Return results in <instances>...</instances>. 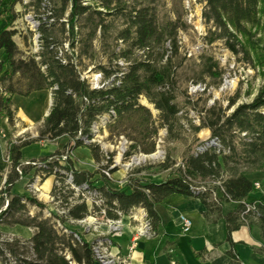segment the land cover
<instances>
[{
	"label": "trees",
	"instance_id": "obj_1",
	"mask_svg": "<svg viewBox=\"0 0 264 264\" xmlns=\"http://www.w3.org/2000/svg\"><path fill=\"white\" fill-rule=\"evenodd\" d=\"M63 1L64 8L69 9L66 21H62V8L58 15L54 11V17L60 19L61 23L57 22L50 28H39L42 47L38 60L20 58V52L12 41L14 32L9 31L7 25L0 27V57L3 58L0 62V85L8 84L3 91L0 90V114L12 122L11 97L14 94L28 96L32 92L53 89L52 106L37 141L66 137L74 142L73 149L86 147L96 163L100 161L98 149L92 145L85 146L84 138L89 140L92 127L110 116L111 111L115 116L113 123L106 125L110 130L124 126L126 130L137 133L133 142H148L151 137V133H148L150 112L139 105V97H144L158 111L160 126L171 135L173 127L179 123L180 112L176 72L183 59L179 58L176 40L178 23L160 24L155 9L150 2L144 4L143 0H139L141 5L137 4L128 11H124L125 7L120 5L121 0H99L96 7L86 4L87 0ZM8 2L12 7L14 2ZM6 6L7 2L0 3V16L4 14ZM114 12L123 17L125 26L114 40L128 43V48L117 53V43L110 46L111 65L98 69L102 82L109 83L113 75L121 72L117 61H125L128 65L123 75L115 77L109 86L91 90L86 81L80 80L75 63L86 52L83 50L76 54L75 46L82 42L90 47L97 31L104 39L108 31L104 17ZM202 17L213 29L208 30L205 43L212 45L221 42L232 55L240 56V62L249 65L264 79V0H205ZM82 30H86L87 34L79 40ZM64 35L72 52L59 56L58 53L64 51L60 50L63 45L58 41V36ZM166 43L168 47L164 48ZM154 46L162 47L157 60L153 59ZM198 67L199 73L193 83L203 81L205 76L213 81L221 77L217 62L208 54L200 55ZM15 76L25 81L23 92H17L11 85ZM236 102L237 97L230 98L224 110L213 106L205 109L203 115L201 113L200 125L194 131L206 129L209 140L200 145V151L185 154L179 166L159 183H142L129 178L124 188L118 190H112L106 184L95 187L89 182L90 174L77 172L69 162L61 166L46 161L49 156L40 158L44 161L45 170H59L54 176L60 183L66 181L64 173H71L73 185L87 184L90 194L94 193L92 198L100 202L99 207L92 206V211L85 203L73 204L62 217H56L53 213L45 217L43 211L46 205L26 194L9 193L19 180L15 168L21 162V150L31 142L9 141L7 153L11 169L5 187L0 191V195L6 194L9 200L0 212V225L26 227L33 229L34 233L23 241L0 233V264H97L92 243L68 229L66 220H81L100 210L105 212L104 219L118 220L142 208L152 231L156 233L160 219L154 208L170 195L199 200L204 207L203 217L209 224L222 220L225 241L230 246L227 252L229 264H241L232 233L243 226L254 225L264 241V202L247 200L255 191V181L240 170L264 174V85L249 103L236 105ZM232 107L231 113L226 115L225 111ZM211 140L218 145L215 146ZM205 143L209 144L203 146ZM144 151L152 152L153 146ZM30 168L24 167L22 175L27 174ZM163 168L166 170L170 166ZM210 181L216 182L217 186L204 185ZM227 203H233L234 207L224 212L223 205ZM31 210L35 211L34 215H31ZM57 220L62 229L56 228Z\"/></svg>",
	"mask_w": 264,
	"mask_h": 264
},
{
	"label": "rangeland",
	"instance_id": "obj_2",
	"mask_svg": "<svg viewBox=\"0 0 264 264\" xmlns=\"http://www.w3.org/2000/svg\"><path fill=\"white\" fill-rule=\"evenodd\" d=\"M12 1L14 2L13 6L10 7L9 2L7 1L8 6L5 8L4 14L0 16V27L7 25L8 30L12 31V23L17 18L19 19L20 35L17 37V32L13 30L14 35L12 37V41L20 52V58L24 60L30 59L34 57L36 43V39L34 37L39 30V26H37L36 21L39 20L38 17L43 14L42 2L44 0ZM45 1L50 4L53 11H55L57 15L60 13V10L64 8L63 0ZM143 2L144 4L150 2V5L155 9L156 17L160 24L163 25L166 23L177 22L179 25L176 40L179 45V58L183 59L181 67L176 72L177 88L179 93L177 102L180 107V112L178 113L179 123L173 127L170 135L163 126H160L158 121V111L155 110L144 97H139V105L144 106L150 112L148 133H151V137L148 142H144L143 144L133 142L132 139L137 137V133L126 130L124 126H117L114 130H110L106 125H104L91 133L89 140L86 139L84 141V145L97 147V151L100 155V161L98 163L94 162L96 164V172L100 175L102 180L104 179L102 177L101 170L112 166L109 171L111 176L109 184L111 185L113 183L118 184L120 181H125L127 183L129 178L133 181H141L142 183L159 182L164 180L179 166L181 159L185 154L198 151V149L202 147L200 145L209 140L210 136H207L208 134L206 129L194 131V128L200 125V115L201 113L203 115L205 109L216 106L224 110L228 104V100L236 97V105L249 103L256 95L259 88L264 85V79L261 78L259 73L256 70H253L249 65L240 62V56L236 57L232 55L221 42H215L212 45H207L205 43L204 38L207 35L208 30H213L211 24L206 23L202 17L205 0H143ZM17 3L20 4L18 12H16ZM86 4L96 7L99 4V0H87ZM137 4H140L139 0H121L120 3L122 7H125L124 11H128ZM68 13L69 9L64 8V19ZM104 18L108 25V31L105 33L104 39L102 38L101 33L97 31L91 41L90 47L82 42H79L75 46L76 54L83 50L86 52L81 55L79 59L75 60L78 73L83 75L85 78L83 81H86V83L90 81V78H92L91 75H95L96 73L97 75L100 74L98 72L99 67H109L111 65L112 62H109L111 45L117 43V53L128 48V43H121L114 40L119 32L125 27L123 24V17L118 12H114L113 15H105ZM57 32L58 30L56 29V36ZM86 34L87 31L82 30L79 40L82 37H85ZM66 38L67 37L65 35L62 37L58 36V41H61L62 44L66 43ZM165 47H168L167 43L164 48ZM60 48L64 51V45ZM70 52H72V50H70ZM161 53L162 47H153L154 60H157ZM204 53L212 56L217 62L221 71V77L219 80L213 81L205 76L203 81L193 83L196 81L195 77H197L199 73V57ZM2 60L3 58L0 57V62ZM119 60L122 59L120 58ZM128 61L132 60L129 59ZM229 81L235 82L233 89L224 90L223 88H226L225 83ZM7 85V82L1 84L0 90L3 91ZM11 85L17 92H23L25 90V81L19 76H15L12 79ZM191 85L192 89L194 88L198 90L196 92H191ZM144 101L148 104V106L143 104ZM12 104L20 117L26 118L27 123L34 124L41 120L45 110L49 108L48 94L40 91L28 97L16 96L13 98ZM232 109L233 107L225 111V114L228 115L231 113ZM154 131L156 132L153 134ZM62 138L67 139L65 137ZM44 140L49 141L48 139ZM58 140L60 139H56L54 141ZM73 145L74 142L68 139L65 146L54 155L64 154L67 149H69L70 152L68 162L74 169ZM151 145L153 146V151L146 153L144 150L149 149ZM26 149H29V147ZM139 158L144 159L138 164H133V160ZM166 165H169L170 168L165 170L163 166ZM240 170L244 172V174H248L245 169L241 168ZM34 175H36L35 170L32 176ZM260 182L261 181H258L260 186L259 189L262 188L261 186H264L261 185ZM42 184L43 182L38 181L35 185L32 184L34 187L31 186V189H38L41 187L39 199L31 196L27 192L26 188L23 194L33 197L39 203H49V205H51V208H49L50 213H53L58 217H61V210L65 208L63 204L65 203V198L68 196H71L75 205L80 203H85L87 205L85 201L89 197L88 194H85L81 190H70L64 185V181L59 185H54V180L53 187L56 186L55 193L53 195L56 197L54 201H58L57 199L61 198V204H56L54 201L50 200L51 197L47 198L44 196ZM216 184V182L210 181L206 182L204 185L206 187H214L217 186ZM2 204L4 206V201ZM90 211H92V209H90ZM32 212L31 215H34L35 211ZM95 217L97 220L100 219L98 214H96ZM65 222V226L68 229L76 231V233L80 236L83 237V235L86 234L90 235L91 239L87 242H90L95 238H98L95 240V243L103 239L108 241V238L103 237H109V235H104L102 237L100 235L101 230L93 231L92 229H89L85 232L82 229V226L76 224L75 222L71 223L68 220ZM107 244L108 242H106V245ZM67 258L69 257L67 256ZM113 258L116 259L118 256L110 254L109 259ZM70 264L74 263L71 262Z\"/></svg>",
	"mask_w": 264,
	"mask_h": 264
},
{
	"label": "crops",
	"instance_id": "obj_3",
	"mask_svg": "<svg viewBox=\"0 0 264 264\" xmlns=\"http://www.w3.org/2000/svg\"><path fill=\"white\" fill-rule=\"evenodd\" d=\"M7 1L9 0H0V3ZM52 90L41 91L48 94L49 108L45 110L39 122L27 123L26 118L20 117L12 104L14 97H28L36 92L30 93L28 96L14 94L11 97L12 122L0 114V191L4 188L5 180L11 169L7 153L9 141H31L22 148L20 161L48 157L60 151L67 143L68 138H59L58 141H37L38 133L42 129L44 119L48 116L52 106ZM207 134L209 137V131ZM27 146L29 149H26ZM73 157L74 169L77 172L90 174L89 182L93 186L100 187L102 184H106L96 172V164L88 149L84 147L74 149ZM33 173L34 169L30 168L27 174L10 188L9 193L22 195L25 191V183ZM246 176L257 183L261 181L260 184L264 185V174L248 173ZM53 183L54 178L52 176L43 181L42 190L47 198L51 196ZM107 185L112 190H118L123 188L126 182L120 181L118 184ZM261 187V189L250 194L247 200L264 202V186ZM4 195L7 196L6 194L0 195V211L3 207ZM43 204L49 211L51 205L49 203ZM87 206L90 209L91 205L87 204ZM233 207V203H227L223 205V210L228 212ZM154 210L160 219L156 233L151 237L141 238L131 253H129L128 247L132 235L138 228V222L128 217L122 219V232L108 237L113 254L119 258H127L129 264H170L172 260L176 264H229L230 258L227 252L230 246L225 241L224 224L222 220H218L214 224L207 223L203 217L204 207L199 200L180 195H170L162 204L156 205ZM182 219H186L190 223L187 232L182 230ZM0 233L9 238L28 240L33 235L34 230L21 226L6 227L0 225ZM83 237L86 241L91 239L90 235L87 234ZM231 237L241 264H264V241L261 240L260 231L256 226H243L232 233Z\"/></svg>",
	"mask_w": 264,
	"mask_h": 264
},
{
	"label": "built area",
	"instance_id": "obj_4",
	"mask_svg": "<svg viewBox=\"0 0 264 264\" xmlns=\"http://www.w3.org/2000/svg\"><path fill=\"white\" fill-rule=\"evenodd\" d=\"M42 7H43V14H42V27L45 28H50L52 25H55L57 22L61 23L60 19H56L54 17V11L52 9V7L50 6L49 3H47L45 0L42 2ZM16 12H18V8H20V4L17 3L16 5ZM13 27L11 28V30H15L16 36L18 37L20 35V25H19V19L17 18L13 23ZM62 45H64V52H59L58 55L61 56L63 53H71L70 49L68 47V43H63ZM62 63H65V60L61 61ZM124 65H128L127 62L124 61ZM121 67V72H119L116 75H113L110 79H109V83H102V75H97V73L95 75H91L92 78H90V81L87 82L89 88L91 90H100V89H104L107 86H109L110 82L112 80H114L115 77H121L124 73V66H120ZM85 78L83 77V75H80V80H84ZM200 88V85H199ZM224 90L226 88H223ZM220 89V90H223ZM198 89H192V85L190 86V91L191 92H196ZM262 113H264V111H262ZM245 134H242V136H244ZM217 143V142H216ZM205 144H209V143H205ZM205 144L203 146H205ZM69 152L70 150L67 149L66 153L61 154V155H54L52 154L51 156H49L47 158L46 161H53L54 163H56V165H63L66 166L68 164V159H69ZM37 162H44L41 161L39 159H35V160H26V161H21L18 166L15 168L16 173L20 178H23L24 175H22V169L24 167H31L33 166V163H37ZM114 166V165H113ZM112 168V166H110L109 168H104L101 170V174L102 177L104 179V181L106 182V184H109L110 180H111V176L109 174L110 169ZM42 182L49 176L47 175H42ZM55 180V184L54 185H59L61 184L59 182V180H57V178H55L54 176H52ZM64 185L66 187H68L70 190L76 191L74 189H72V187L67 186V184L64 182ZM5 187V186H4ZM254 190H258L260 188L259 184L257 182H255L253 184ZM25 188L27 190V192L39 199L40 198V189L41 187H39L38 189H31V177L29 178V180L27 181ZM4 189V188H3ZM2 189V190H3ZM5 196V195H4ZM50 200L54 201V199H56V197L54 196H50ZM58 201H54L56 204H61V198L57 199ZM87 204H90L91 207L90 209H92V206L95 207H99L100 202H97V200L93 199V198H88L85 201ZM74 204V202L71 199V196L67 197V201L63 204V206L65 207L64 209H62L61 213V217L66 215L67 211H68V207L72 206ZM8 205V197L5 196L4 198V206L2 208V210H4L5 206ZM250 207L248 206L247 209H249ZM1 210V211H2ZM0 211V212H1ZM143 211L144 209L139 208V215H129L126 216L131 220H134L136 222H138V228L136 230V232L132 235L131 240H130V245L128 247V251L129 253H131L137 246V243L139 242V240L141 238L144 237H151L154 235V232L151 229V225L148 219H143ZM44 216L45 215H50V211L44 210ZM96 214H98L100 216V219L97 220V218L95 217ZM105 215L104 210H100L98 213H93L90 214L89 216L81 219V220H68L69 222H75L76 224L82 226V229L87 232L89 229H92L93 231H97V230H101L100 235L103 237L104 235H114V234H120L122 232V219L124 217L119 218L118 220H107L104 219L103 216ZM57 216V215H55ZM58 217V216H57ZM91 220V221H90ZM56 222H59L58 220ZM190 227V223L188 220L186 219H182V230L183 232H187L189 230ZM98 235V236H100ZM103 238H108V237H103ZM95 239H92L90 242L92 243V252L94 254V258L97 264H109V258H110V254L112 253V248H111V242L108 239V245L106 246H102V247H95ZM120 259V263L121 264H129L128 259L127 258H119ZM170 264H176L175 261H170Z\"/></svg>",
	"mask_w": 264,
	"mask_h": 264
},
{
	"label": "bare ground",
	"instance_id": "obj_5",
	"mask_svg": "<svg viewBox=\"0 0 264 264\" xmlns=\"http://www.w3.org/2000/svg\"><path fill=\"white\" fill-rule=\"evenodd\" d=\"M23 1H25V0H23ZM43 8V7H42ZM42 12H43V10H42ZM41 18H42V16H39L38 17V19L39 20H37L36 21V24H37V26H39V28L42 26V21H41ZM30 19V18H29ZM62 21H66L65 19H62ZM33 22V21H32ZM30 24V23H29ZM32 27V26H31ZM35 30V29H34ZM35 32V31H34ZM40 33H39V30H38V33L35 35V39H36V43H35V51H34V57H32L34 60H38L39 59V57H37L38 56V53L40 52V50H41V41H40ZM61 51H62V49H61ZM118 65L119 66H124V68H125V66L126 65H124V61H118ZM98 75H102V74H98ZM103 79V78H102ZM108 81V80H107ZM105 82V81H104ZM104 82H102V83H104ZM234 81H229V82H226L225 83V87H226V89H228V90H232L233 89V87H234ZM194 89V88H193ZM143 104L144 105H147L148 106V104L144 101L143 102ZM115 116V114H114V112L113 111H111L110 112V116H107L106 118H104L98 125H94L93 127H92V131H91V133H93L94 131H96V130H98L99 128H101V127H103L104 125H107L108 123H110V122H112V118ZM86 140V138H84V141ZM212 143L216 146V145H218V144H216L215 143V140L214 141H212ZM89 144V143H88ZM206 145V144H205ZM201 150V148L200 149H198V151H200ZM143 159L144 158H139V159H134L133 160V164H138L139 162H141V161H143ZM62 166V165H61ZM126 167V166H125ZM32 168L35 170V172H36V175H34V176H31V186L32 187H34L32 184H34L35 185V183H37L38 181H41L42 182V176H41V174L42 175H50V176H54L57 172H59V170L57 169V168H53L51 171H48V170H45L46 169V167L44 166V163H42V162H37V163H33V166H32ZM65 175H66V181H65V183L68 185V186H70V187H72V189H74V190H76V191H83L85 194H88V198H92L93 196H94V193H92V194H90V192L88 191V186H87V184H82L81 186H74L73 185V183H72V175H71V173H64ZM55 177V176H54ZM31 187V188H32ZM82 193V192H81ZM83 195V194H82ZM97 202H99V201H97ZM137 214H139V209H137L134 213H132L131 215H137ZM50 215H45V217H49ZM143 219H147V216H146V212L145 211H143ZM56 228H58V229H62V227H61V224L59 223V222H56ZM106 242H108L107 240H100V241H97L96 243H95V247H102V246H106ZM108 245V244H107ZM114 259V258H113ZM109 259V264H121L120 263V260L118 259V258H116V259Z\"/></svg>",
	"mask_w": 264,
	"mask_h": 264
}]
</instances>
